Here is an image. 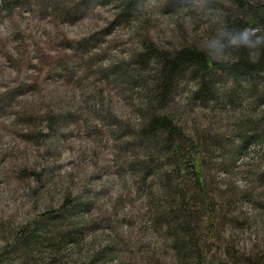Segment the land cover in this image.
I'll use <instances>...</instances> for the list:
<instances>
[{
  "label": "rangeland",
  "instance_id": "rangeland-1",
  "mask_svg": "<svg viewBox=\"0 0 264 264\" xmlns=\"http://www.w3.org/2000/svg\"><path fill=\"white\" fill-rule=\"evenodd\" d=\"M38 3L11 10L0 0V97L13 96L0 98V246L23 223L59 209L72 195L89 207L87 223L81 221L86 236L103 234L97 247L103 241L116 249L111 264H175L171 240L152 221L155 200L141 191L143 174L135 166L143 155L132 145L139 141L132 137L142 98L127 87L131 81L99 71L130 66L147 36L165 48L189 41L217 52L226 0L183 2L174 15L167 0H145L139 25L118 24L116 3L77 10L66 21ZM187 81L170 109L180 125L193 137L208 130L218 141L229 140L242 115L222 101L209 109L193 103ZM250 101L243 102L248 120L264 112V102ZM51 114L62 118L60 128L40 139V131L51 133ZM251 143L236 160L207 159L217 229L207 225L203 231L213 252L229 257L239 247L253 248L256 264L264 256V144ZM221 236L225 242L216 241ZM18 258L11 253L0 264H22Z\"/></svg>",
  "mask_w": 264,
  "mask_h": 264
},
{
  "label": "trees",
  "instance_id": "trees-1",
  "mask_svg": "<svg viewBox=\"0 0 264 264\" xmlns=\"http://www.w3.org/2000/svg\"><path fill=\"white\" fill-rule=\"evenodd\" d=\"M1 1L5 8L13 10L31 0ZM37 1L38 5L43 1L47 9L65 21L72 18L77 10L116 3L119 10L116 22L133 21L136 25L143 16L145 2ZM193 1L167 0L168 12L174 15L183 2L191 4ZM226 2L228 7L220 18L219 27L221 48L217 52L189 41L165 48L147 36L130 66L117 63L99 71L116 74L120 82L131 81L127 87L137 90L142 98L140 125L133 129L135 135L132 137L134 141H139L132 145L142 150L143 155L138 154L135 166L143 174L141 191H148L147 194L155 200L152 221L161 236L171 240L175 264H253V248L239 247L238 251H232L234 254L226 257L220 251H212L207 241L209 234L204 232L207 225L217 229L214 213L218 208L209 190L207 159L232 156L236 160V156L248 149L254 139L264 144V112L256 113L255 119L248 120L249 112L243 104L245 99L253 104L257 100L261 104L264 102V42L257 41L255 37L247 41L240 38L247 28L256 29L257 35H264V0ZM90 57L88 59L92 61L94 57ZM80 59L85 61V58ZM186 80L193 83L190 89L193 103L209 109L222 101L242 115L241 123L229 140L218 141L208 130L200 131L197 137H193L180 125L176 113L170 109ZM1 96L13 97L8 94ZM61 119L60 115H49L46 120L51 133L40 131L37 137L44 139L56 133ZM248 126L251 128L248 129ZM248 131L255 134L248 137L245 134ZM236 138L239 143H235ZM260 179L264 186V169ZM80 199L70 195L59 209L47 210L16 228L14 238L0 246V261L8 254L18 253L22 264H111L109 255L116 252L112 244L101 241L98 248L97 242L103 234L89 233L88 237L82 229L84 223L81 221L85 222L83 214L89 207L86 208V203ZM231 222L237 221L234 219ZM233 227L240 230V225ZM223 236L216 241L225 242ZM255 263L264 264V256H258ZM157 264L163 263L157 261Z\"/></svg>",
  "mask_w": 264,
  "mask_h": 264
},
{
  "label": "clouds",
  "instance_id": "clouds-1",
  "mask_svg": "<svg viewBox=\"0 0 264 264\" xmlns=\"http://www.w3.org/2000/svg\"><path fill=\"white\" fill-rule=\"evenodd\" d=\"M251 37H255L257 41L264 42V35H257L256 29H252V28L244 29L240 36V38L244 41H247Z\"/></svg>",
  "mask_w": 264,
  "mask_h": 264
}]
</instances>
